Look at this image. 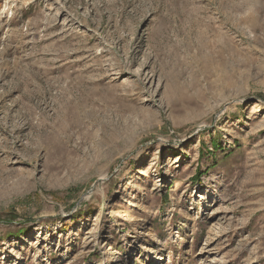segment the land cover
Here are the masks:
<instances>
[{
  "label": "rangeland",
  "instance_id": "1",
  "mask_svg": "<svg viewBox=\"0 0 264 264\" xmlns=\"http://www.w3.org/2000/svg\"><path fill=\"white\" fill-rule=\"evenodd\" d=\"M0 264H264V0H0Z\"/></svg>",
  "mask_w": 264,
  "mask_h": 264
}]
</instances>
